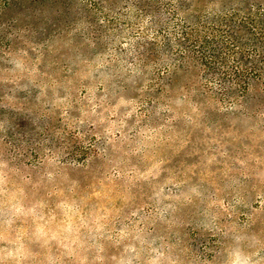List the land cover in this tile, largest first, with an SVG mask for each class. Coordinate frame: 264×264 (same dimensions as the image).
I'll return each instance as SVG.
<instances>
[{
    "label": "clouds",
    "instance_id": "1",
    "mask_svg": "<svg viewBox=\"0 0 264 264\" xmlns=\"http://www.w3.org/2000/svg\"><path fill=\"white\" fill-rule=\"evenodd\" d=\"M12 3L0 264H264V0ZM221 21L256 27L210 70Z\"/></svg>",
    "mask_w": 264,
    "mask_h": 264
},
{
    "label": "trees",
    "instance_id": "2",
    "mask_svg": "<svg viewBox=\"0 0 264 264\" xmlns=\"http://www.w3.org/2000/svg\"><path fill=\"white\" fill-rule=\"evenodd\" d=\"M247 25L235 26L231 22H221L219 27L214 28L211 32L204 35H188L189 46L199 54V59L210 69L215 70L216 66L224 63L227 60L228 54L235 53V47L232 37L237 43L239 38L237 32L243 30L246 33H251L254 26ZM211 37V38H209ZM259 39L264 42V31L261 30ZM240 60L247 63L246 54L241 52ZM252 74V73H249ZM237 75H240L239 73Z\"/></svg>",
    "mask_w": 264,
    "mask_h": 264
},
{
    "label": "rangeland",
    "instance_id": "3",
    "mask_svg": "<svg viewBox=\"0 0 264 264\" xmlns=\"http://www.w3.org/2000/svg\"><path fill=\"white\" fill-rule=\"evenodd\" d=\"M18 7L19 6L15 3V0H13V3L11 5V7L8 9L9 10V13H11L14 10H17ZM96 7H97V5L96 4H93V8H96ZM221 22H225V23L227 22V23H229L228 21H221ZM261 25H262V28H264V21H261ZM252 26L256 27V25H255L254 22H252Z\"/></svg>",
    "mask_w": 264,
    "mask_h": 264
}]
</instances>
